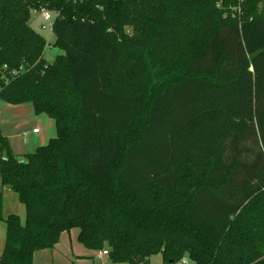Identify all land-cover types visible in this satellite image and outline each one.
<instances>
[{
	"label": "trees",
	"instance_id": "1",
	"mask_svg": "<svg viewBox=\"0 0 264 264\" xmlns=\"http://www.w3.org/2000/svg\"><path fill=\"white\" fill-rule=\"evenodd\" d=\"M238 2L0 0V99L57 126L25 157L0 128V264H34L73 228L116 263L264 264V0ZM124 78L161 91L145 104Z\"/></svg>",
	"mask_w": 264,
	"mask_h": 264
},
{
	"label": "rangeland",
	"instance_id": "2",
	"mask_svg": "<svg viewBox=\"0 0 264 264\" xmlns=\"http://www.w3.org/2000/svg\"><path fill=\"white\" fill-rule=\"evenodd\" d=\"M53 14H55L53 12ZM53 21V20H52ZM51 21V22H52ZM46 23L47 28H43L42 24ZM32 27L46 37L48 41V46L46 49L45 57L48 62H53L57 55L61 54L63 51L54 46L56 41V36L52 32V27L50 22L44 21L43 17L39 15H33L31 21ZM165 62L170 63V65L175 66L176 61L166 59ZM160 80V79H159ZM154 79L152 83H156L152 86L144 85V84H136L130 83V85L126 84V79H123L121 82L120 89L123 92H136L142 91L144 96L145 104H147L152 95L161 91V82ZM142 82V81H141ZM158 83V84H157ZM120 90V91H121ZM0 103H5L0 100ZM9 105L8 103H5ZM23 105H27V107H33L31 103H26ZM25 107V106H24ZM32 112V111H31ZM23 114L18 117L17 121L20 124V128L16 127L14 119L7 116V112L0 109V127L5 133L12 132V134L18 136L16 141L20 144L25 140L32 138V130L33 127L40 126V115H35L34 111L29 114L27 111H22ZM139 133H135L128 137L127 142H134L137 140ZM27 147V146H25ZM29 148V147H28ZM23 151H16L19 153V156L25 157L28 153V149L23 148ZM35 150V149H33ZM3 204H4V217H7L11 213H16L20 216L21 222L23 224L26 223V205L20 200L19 195L9 188H4L3 194ZM77 228H73L69 231H64V234L61 237V240L57 246V249L49 250V249H41L37 251L34 255V263L35 264H129V263H116L113 262L109 257L100 258L97 256L98 251H93L88 249L78 238ZM6 235H7V226L4 219H0V255L2 254L5 244H6ZM150 264H168L165 262L163 255L161 252L156 253L151 256Z\"/></svg>",
	"mask_w": 264,
	"mask_h": 264
},
{
	"label": "crops",
	"instance_id": "3",
	"mask_svg": "<svg viewBox=\"0 0 264 264\" xmlns=\"http://www.w3.org/2000/svg\"><path fill=\"white\" fill-rule=\"evenodd\" d=\"M0 100L5 102V103H8V102H6V101H4L2 99H0ZM5 103H0V109L6 111L7 112V116H9L12 119H14L15 123L17 122L15 124L16 127L20 126V124L18 123L17 119H18L19 116L23 115V114H20V113H22V111L25 112V111L28 110L29 114H31L34 111V114L35 115H40V120H42V121H40V126H36L35 125L33 127V130H32V134L33 135H32V138L30 139V141L28 139H25L21 144L18 141L15 140V139H17L18 136L12 134V132L5 133L1 129L2 132L8 137L10 145H11L13 151L16 154H19L16 151H23L22 150L23 148L28 149V153H32L39 146L47 144L51 140V138H53V137H55L57 135L56 121L53 118H51L50 116H48L47 114H37L36 111H35L33 103L28 102V103H31L33 107H27V105H23V104H26V103H22V104H11V103H8L9 105H7ZM36 128H39L38 132H34V129H36ZM25 146H27V147H25ZM33 149H35V150H33ZM77 230H78V228H77ZM63 234H64V232L61 234V237H62ZM77 234H78V238H79V230L77 231ZM61 237H60V240H61ZM59 242H58V244H59ZM58 244L56 245L55 248L49 249V250L57 249ZM97 256H98V254H97ZM98 257L106 258L108 256H98Z\"/></svg>",
	"mask_w": 264,
	"mask_h": 264
},
{
	"label": "built area",
	"instance_id": "4",
	"mask_svg": "<svg viewBox=\"0 0 264 264\" xmlns=\"http://www.w3.org/2000/svg\"><path fill=\"white\" fill-rule=\"evenodd\" d=\"M238 4L236 6L233 7L234 10H238V11H241L242 9V4L244 1L246 0H238ZM218 5L220 6L221 4L218 3ZM41 15L44 19V21L46 22H50L51 23V27L53 26V21H54V14L46 9V8H42V9H34L33 10V15ZM53 20V21H52ZM52 21V22H51ZM43 28H47V24L46 23H43L42 24ZM15 73V71L13 72ZM39 131V128H36L34 129V132H38ZM98 256H108L109 255V251L108 250H101L99 251L98 253ZM177 264H190V259L188 256H185L179 263Z\"/></svg>",
	"mask_w": 264,
	"mask_h": 264
}]
</instances>
